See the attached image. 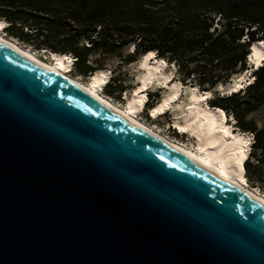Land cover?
Masks as SVG:
<instances>
[{
	"label": "water",
	"instance_id": "1",
	"mask_svg": "<svg viewBox=\"0 0 264 264\" xmlns=\"http://www.w3.org/2000/svg\"><path fill=\"white\" fill-rule=\"evenodd\" d=\"M0 264H264V203L0 42Z\"/></svg>",
	"mask_w": 264,
	"mask_h": 264
},
{
	"label": "trees",
	"instance_id": "2",
	"mask_svg": "<svg viewBox=\"0 0 264 264\" xmlns=\"http://www.w3.org/2000/svg\"><path fill=\"white\" fill-rule=\"evenodd\" d=\"M0 19L10 37L70 54L79 74L102 68L90 61L92 53L118 54L132 42L123 61L153 50L177 66L179 81H192L201 91L247 70L250 45L264 40V0H0ZM252 76L241 95H222L216 106L252 134L249 158L255 163L248 158L242 170L264 184V128L247 118L264 105V60ZM120 81L114 75L105 84L117 98L124 91Z\"/></svg>",
	"mask_w": 264,
	"mask_h": 264
},
{
	"label": "bare ground",
	"instance_id": "3",
	"mask_svg": "<svg viewBox=\"0 0 264 264\" xmlns=\"http://www.w3.org/2000/svg\"><path fill=\"white\" fill-rule=\"evenodd\" d=\"M4 25L5 22L0 19V29ZM0 42L13 51L39 63L48 71L58 74L77 85L91 97L119 113L132 124L141 127L145 133L163 141L187 159L199 163L219 178L228 181L232 186L240 189L255 200L264 203V194L249 188L240 179L242 172H244L242 163L249 149L248 134L232 129V126L226 122L225 114L221 109L207 106L204 103L205 99L210 97L214 90L223 92L236 88V85L248 73H242L243 71L234 73L232 74V79L226 84L217 83L213 91L203 90L201 92L196 85H184L178 80L169 81V74L162 70L163 63L158 61L150 62L149 59L154 56V52L153 50H148L141 54L139 65L143 70L138 72L136 76L139 84L127 98L126 104L121 106L110 101L101 92V86L108 74L106 69L97 68L89 75L88 80L83 81L68 73L69 68L67 66L70 65V62L66 60L70 56L68 53L49 51L51 53H49L48 60H44L29 49L21 48L4 38L1 33ZM248 55L247 60L253 62L252 65L261 63L264 59V40L253 41ZM158 84L160 87L166 88L167 91L161 100L149 108L150 114L153 117L161 113L164 114L165 110L172 109V114L174 115L173 126L179 133L187 134L194 141L191 146L171 138L138 118L139 111L146 99L145 88ZM181 87L187 89L188 101L184 105L177 104L172 108L171 104L178 97Z\"/></svg>",
	"mask_w": 264,
	"mask_h": 264
},
{
	"label": "rangeland",
	"instance_id": "4",
	"mask_svg": "<svg viewBox=\"0 0 264 264\" xmlns=\"http://www.w3.org/2000/svg\"><path fill=\"white\" fill-rule=\"evenodd\" d=\"M2 28L0 29V33L4 38L10 40L11 42L15 43L16 45H18L21 48L29 49L32 53H34L38 57H40L44 60H48V57H49L48 52L49 51H47L46 49H35L30 44L22 43L21 41L16 40L14 37H10L8 34H6V32L3 31ZM251 45L249 47V50L251 48ZM132 49H133L132 42H129L119 51L118 54L103 55L101 53L94 52L91 54V56L89 58L91 62L92 61L95 62V63H93L94 65L98 64L102 68H104L108 71V74H107V77L105 80V84H106V82L109 81V77L114 76V75H119V77L121 79L120 84L124 88V91L121 93L120 98H117L115 96V93L110 92L109 89H106L105 84L103 86H101V92H102L103 96L108 98L110 101H112L113 103H116L118 105H121V106H124L126 104L127 98L129 97L130 94H132L133 89L138 86L139 80H137L136 76H137L138 72H141L143 70L139 65L140 60H141V56H142L141 54H136L134 60L131 62L123 61V58L126 54L132 53ZM153 55H151L153 57H152V60H150V62H153V61L162 62L163 63L162 70L169 74V81L170 80H178L179 81L181 79L182 73L177 72L178 70H177V66L175 64L168 63L165 59H163L161 57H156L155 54H153ZM66 60H68L70 62V65L67 67L69 68L68 73L71 76L76 77V78L83 80V81L88 80L89 75L79 74L77 71L74 70V68H72L73 66L71 65V55ZM254 69H255L254 65H252V66L249 65V67L247 69V71H249V73L248 72L247 73L250 75L247 74L244 78H242L241 83H249L251 81L250 78L253 74ZM244 71L245 70H243L242 73H244ZM231 79H232V77H231ZM228 81H229V79H228ZM227 82H224V84H226ZM182 84H184V85L185 84L195 85L194 83H192V81H188V82L182 83ZM214 87L211 89L206 88V90L213 91ZM197 89H198V86H197ZM149 90L150 91H148L147 95H146L148 101H147L146 105L144 106L145 107L144 110L139 111L138 118L140 120H142L143 122L147 123L148 125L152 126L153 128L159 129L161 132L167 134L171 138L176 139L185 145L191 146V144H193L194 141L192 139H190L187 134L179 133L178 130L175 128V126H173L174 115L172 114L173 113L172 109L167 110L166 113H164V114L161 113V114L153 116V117L150 114L149 108L151 106H153L154 104H156L159 100L162 99V97L164 96V94L167 91L166 88H164L163 86L160 87V85L158 84V85L150 86ZM198 90H200V89H198ZM235 90H236V88L231 89V90H225L223 92H218V91L214 90V92H212L210 97H207L205 99L204 103L210 107H218V106H216L217 105L216 103H219L218 98H220L222 95L229 94L231 92H236ZM239 93L241 95L242 91H240ZM187 101H188L187 100V89L185 87H181V90L179 92L178 97L171 104L172 108L175 107V105H177V104L184 105ZM218 108L221 109L220 107H218ZM223 113L225 114L226 122H228V124H230L232 126V129H234L235 131H239V132L248 134V137H249V140H248L249 149H248V151L250 152L251 144L253 142L252 134L248 131H242L239 128H237L236 124H235V119L230 113H225L224 111H223ZM247 118L252 120L256 124L257 128L258 127L264 128V105L259 106L257 109H255L254 111L249 113ZM248 161H253V163H255V161L251 157L248 159ZM262 171L264 172V166L262 167ZM240 179H241V182L244 183L249 188L255 190L256 192L264 194V184L258 183L254 179L249 178L247 176V173L245 170L242 173Z\"/></svg>",
	"mask_w": 264,
	"mask_h": 264
},
{
	"label": "built area",
	"instance_id": "5",
	"mask_svg": "<svg viewBox=\"0 0 264 264\" xmlns=\"http://www.w3.org/2000/svg\"><path fill=\"white\" fill-rule=\"evenodd\" d=\"M74 61V57L71 56V63Z\"/></svg>",
	"mask_w": 264,
	"mask_h": 264
},
{
	"label": "clouds",
	"instance_id": "6",
	"mask_svg": "<svg viewBox=\"0 0 264 264\" xmlns=\"http://www.w3.org/2000/svg\"><path fill=\"white\" fill-rule=\"evenodd\" d=\"M246 59H247V58H246ZM248 72H249V71H248ZM252 77H253V76H252ZM252 80H253V79H252ZM252 80H251V81H252ZM251 81H250V82H251Z\"/></svg>",
	"mask_w": 264,
	"mask_h": 264
}]
</instances>
